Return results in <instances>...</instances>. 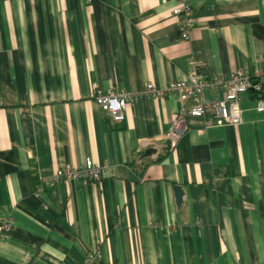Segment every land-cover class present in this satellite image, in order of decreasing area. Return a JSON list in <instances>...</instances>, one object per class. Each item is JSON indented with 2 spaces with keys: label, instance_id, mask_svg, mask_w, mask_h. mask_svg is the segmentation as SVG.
<instances>
[{
  "label": "crops",
  "instance_id": "0c3cea01",
  "mask_svg": "<svg viewBox=\"0 0 264 264\" xmlns=\"http://www.w3.org/2000/svg\"><path fill=\"white\" fill-rule=\"evenodd\" d=\"M191 2L183 40L177 0H0V264H264V90L238 125L187 115L172 149L192 100L146 91L191 57L205 77L264 70V0ZM94 86L130 94L121 123ZM86 160L100 180L42 183Z\"/></svg>",
  "mask_w": 264,
  "mask_h": 264
},
{
  "label": "built area",
  "instance_id": "2783aa9c",
  "mask_svg": "<svg viewBox=\"0 0 264 264\" xmlns=\"http://www.w3.org/2000/svg\"><path fill=\"white\" fill-rule=\"evenodd\" d=\"M172 14L180 21L181 39L188 40L195 24L191 0H177ZM264 90V70L254 68L253 71L237 69L228 75L205 77L199 61L195 57L188 60V69L180 79L172 81L165 88L158 89L147 83L146 91L154 97L175 92L183 99H191L188 107L174 113L170 128L166 134L167 145L172 149L185 129L186 116L202 117L206 125H238L242 121L241 97L252 91L261 93ZM206 92L213 97L205 100ZM92 98L113 123H121L126 116V108L130 94L119 88L102 90L94 86ZM220 94V96H219ZM256 109L264 111V99L258 98ZM105 175V167L94 165L86 160L79 167L65 166L53 175L42 179L43 184L56 181H80L88 179L98 181ZM100 254L96 248H90L82 264H98Z\"/></svg>",
  "mask_w": 264,
  "mask_h": 264
},
{
  "label": "water",
  "instance_id": "95a60500",
  "mask_svg": "<svg viewBox=\"0 0 264 264\" xmlns=\"http://www.w3.org/2000/svg\"><path fill=\"white\" fill-rule=\"evenodd\" d=\"M173 189H174V195H175V202L177 205H179L182 200L183 190L181 186L179 185H174Z\"/></svg>",
  "mask_w": 264,
  "mask_h": 264
}]
</instances>
